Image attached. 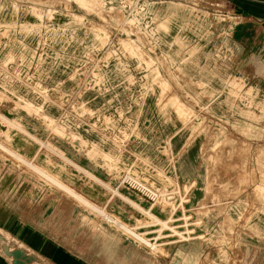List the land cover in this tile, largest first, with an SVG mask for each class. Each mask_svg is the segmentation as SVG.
Listing matches in <instances>:
<instances>
[{
    "label": "rangeland",
    "instance_id": "1",
    "mask_svg": "<svg viewBox=\"0 0 264 264\" xmlns=\"http://www.w3.org/2000/svg\"><path fill=\"white\" fill-rule=\"evenodd\" d=\"M231 6L0 0V178L88 264H264V45Z\"/></svg>",
    "mask_w": 264,
    "mask_h": 264
},
{
    "label": "crops",
    "instance_id": "2",
    "mask_svg": "<svg viewBox=\"0 0 264 264\" xmlns=\"http://www.w3.org/2000/svg\"><path fill=\"white\" fill-rule=\"evenodd\" d=\"M222 1L232 4L231 12L239 20V36L244 42L249 40L253 45H264L261 39L264 35V0ZM10 189L14 190L13 194L7 193ZM32 189L31 182H19L11 187L4 174L0 178V264H13L3 250L7 243L8 250L13 249L11 244L25 249L26 254L35 258L32 264H88L72 254L65 243L56 240L59 235L52 223L53 214L48 216L28 208L34 204Z\"/></svg>",
    "mask_w": 264,
    "mask_h": 264
},
{
    "label": "bare ground",
    "instance_id": "3",
    "mask_svg": "<svg viewBox=\"0 0 264 264\" xmlns=\"http://www.w3.org/2000/svg\"><path fill=\"white\" fill-rule=\"evenodd\" d=\"M12 127V126H11ZM229 132V131H228ZM198 133V132H197ZM229 144V143H228ZM244 146V145H243ZM1 149V148H0ZM238 151H240V150H238ZM242 151V150H241ZM8 152L12 155V156H14L15 158H17V159H19V157L17 156V154H15V152H12V151H10V150H8ZM25 152V151H24ZM221 153V152H220ZM0 159H1V157H0ZM6 160V159H5ZM30 165V164H29ZM231 166V165H230ZM40 172V171H39ZM250 172V171H249ZM260 172V171H259ZM46 176V179L48 178V179H50L51 181H54V180H52L50 177H48L47 175H45ZM124 177V176H123ZM253 177V176H252ZM254 180H255V178H254ZM132 181L134 182V183H138L136 180H134V179H132ZM256 181H257V179H256ZM54 182H56V181H54ZM54 182H53V184H54ZM132 182V183H133ZM58 184V183H57ZM139 184V183H138ZM261 184V183H260ZM55 185V184H54ZM140 185V184H139ZM132 189L135 191V192H137L138 194H140V195H142V196H144V197H148L149 198V196L147 195V190L146 189H142V188H139L137 185H133L132 186ZM150 191V190H149ZM243 191V190H242ZM150 194V193H149ZM253 197V196H252ZM78 198V197H77ZM150 199V198H149ZM78 200V199H77ZM253 200V199H252ZM80 201V200H79ZM86 203V202H85ZM89 208H91V207H89ZM94 211H95V209H93ZM249 210V209H248ZM99 211V210H98ZM100 212V211H99ZM246 213V212H245ZM247 215V214H246ZM108 220V222L111 224V225H113V226H115V227H117L118 229H120L121 231H123L124 233H126L127 235H129L130 237H133V238H135V239H137L139 242H141V243H143L144 245H146L147 246V248H149L150 250H152L153 251V249H155V248H152L153 246L149 243V241L146 239V240H143L139 235H135L134 234V232L132 231V229L131 230H129L127 227H126V225H124L123 223H121V222H118L117 220H115L114 218H110V219H107ZM166 223H163V225H165ZM163 227V226H162ZM166 228V227H165ZM97 231V230H96ZM140 243V244H141ZM17 246V245H16ZM9 246H8V243L7 244H4L3 245V250H4V252H8V254L10 255L11 254V252H13L14 250H18L15 254H14V261L15 262H17V264H27V262H26V260H29L30 261V259H27L28 257H30L31 255L30 254H26V252H25V249H20V248H15V246L13 245V244H11V248H13V249H7ZM155 247V246H154ZM32 254V253H31ZM11 256V255H10ZM31 258H33V259H35L33 256H31ZM11 259H12V257H11ZM12 261H13V259H12ZM28 261V262H29Z\"/></svg>",
    "mask_w": 264,
    "mask_h": 264
},
{
    "label": "built area",
    "instance_id": "4",
    "mask_svg": "<svg viewBox=\"0 0 264 264\" xmlns=\"http://www.w3.org/2000/svg\"><path fill=\"white\" fill-rule=\"evenodd\" d=\"M132 179L130 177H124L121 181H120V184L117 186L118 189L120 190H123V189H126V190H129V189H132V186L133 185H137L139 188H142V189H145V187H143L141 184L139 185L138 183H132ZM115 191L117 190V188L115 187L114 189ZM152 196H154V194H151ZM102 216V215H101ZM103 218V216H102ZM32 263H35V262H32ZM31 263V264H32Z\"/></svg>",
    "mask_w": 264,
    "mask_h": 264
},
{
    "label": "water",
    "instance_id": "5",
    "mask_svg": "<svg viewBox=\"0 0 264 264\" xmlns=\"http://www.w3.org/2000/svg\"><path fill=\"white\" fill-rule=\"evenodd\" d=\"M17 251H18V250H14L13 252H11V254H10L11 256L8 254V252H5L6 255H7L8 257H10V258L12 257V259H13L12 263H13V264H17V262H15V261H14V258H13V257H14V254H15ZM12 259H11V260H12ZM27 259H30V261H29V260H26L27 264H31L32 262H35V259L31 258V256L28 257ZM28 261H29V262H28Z\"/></svg>",
    "mask_w": 264,
    "mask_h": 264
}]
</instances>
